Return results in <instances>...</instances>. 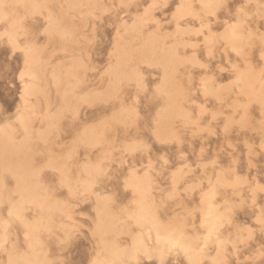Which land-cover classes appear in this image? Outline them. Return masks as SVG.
I'll use <instances>...</instances> for the list:
<instances>
[{
    "label": "rangeland",
    "instance_id": "374dc122",
    "mask_svg": "<svg viewBox=\"0 0 264 264\" xmlns=\"http://www.w3.org/2000/svg\"><path fill=\"white\" fill-rule=\"evenodd\" d=\"M0 264H264V0H0Z\"/></svg>",
    "mask_w": 264,
    "mask_h": 264
},
{
    "label": "bare ground",
    "instance_id": "6f19581e",
    "mask_svg": "<svg viewBox=\"0 0 264 264\" xmlns=\"http://www.w3.org/2000/svg\"><path fill=\"white\" fill-rule=\"evenodd\" d=\"M211 1H212V0H211ZM209 2H210V1H209ZM206 5H208V4H206ZM3 9H4V8H3ZM6 9H7V8H6ZM2 11H3V10H2ZM9 16H10V15H9ZM8 18H9V17H8ZM233 28H234V27H233ZM236 51H237V49H236ZM142 207H143V206H142ZM145 209H147V208H145ZM209 210H210V209H209ZM14 212H15V211H14ZM16 212H17V210H16ZM16 212H15L14 214H16ZM145 213H146V212H145ZM17 214H18V213H17ZM137 214H138V213H137ZM136 216H137V215H136ZM145 216H146V214H145ZM212 216H213V215H212ZM151 217H152V216H151ZM143 218H144V217H143ZM142 220H143V219H142ZM147 220H148V219H147ZM152 220H153V218H152ZM136 221H137V220H136ZM149 221H150V220H148V223H150ZM151 222H152V221H151ZM136 223H137V222H136ZM141 224H142V223H141ZM146 224H147V223H146ZM156 224H157V223H156ZM149 225H150V224H149ZM154 225H155V224H154ZM154 225H153V226H154ZM156 226H157V225H155V227H156ZM157 227H158V226H157ZM156 229H157V228H156ZM154 230H155V229H154ZM157 230H158V229H157ZM157 230H156V232H157ZM210 233H211V231H210ZM157 234H158V233H157ZM157 234H156V235H157ZM159 236H160V235H159ZM174 237H175V236H174ZM156 238H157V236H156ZM163 239H164V237H163ZM165 239H168V238H165ZM165 239H164V241H166ZM169 239L171 240V236H169ZM169 239H168V240H169ZM172 239H173V236H172ZM177 240H178V239H177ZM179 240H181V238H179ZM179 240H178V242H179ZM164 241H163V242H164ZM137 242H138V241H137ZM170 242H171V241H170ZM174 242L177 243L176 240H175V241L173 240L172 244H173ZM182 243H183V241H182ZM136 244H137V243H136ZM140 244H141V242H139V245H140ZM166 244H167V243H166ZM174 244H175V243H174ZM179 244H180V243H179ZM139 245H138V246H139ZM169 245H170V244H169ZM169 245H167V246H169ZM180 245H182V244H180ZM183 245H184V244H183ZM185 245L187 246V244H185ZM185 245H184V247H185ZM170 246H171V245H170ZM172 246H174V245H172ZM175 246H176V244H175ZM188 247H191V246H188ZM165 249H166V248H165ZM185 249H186V248H185ZM161 250H162V249H161ZM183 250H184V249H183ZM147 251H148V250H147ZM204 251H205V250H204ZM122 257H123V256H122Z\"/></svg>",
    "mask_w": 264,
    "mask_h": 264
}]
</instances>
